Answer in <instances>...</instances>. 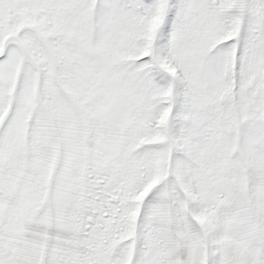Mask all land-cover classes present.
<instances>
[{
    "label": "snow or ice",
    "instance_id": "snow-or-ice-1",
    "mask_svg": "<svg viewBox=\"0 0 264 264\" xmlns=\"http://www.w3.org/2000/svg\"><path fill=\"white\" fill-rule=\"evenodd\" d=\"M0 264H264V0H0Z\"/></svg>",
    "mask_w": 264,
    "mask_h": 264
}]
</instances>
